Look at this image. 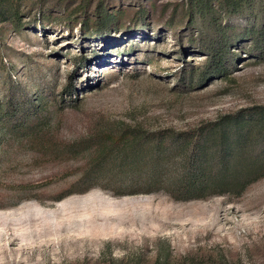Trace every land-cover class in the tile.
Returning a JSON list of instances; mask_svg holds the SVG:
<instances>
[{"label": "rangeland", "instance_id": "374dc122", "mask_svg": "<svg viewBox=\"0 0 264 264\" xmlns=\"http://www.w3.org/2000/svg\"><path fill=\"white\" fill-rule=\"evenodd\" d=\"M11 2L0 264H152L167 248L173 264H264V126L239 140L263 161L242 191L186 199L167 183L203 135L264 108V0ZM97 14L108 25L87 38ZM133 129L144 140L96 164L89 137Z\"/></svg>", "mask_w": 264, "mask_h": 264}, {"label": "trees", "instance_id": "16d2710c", "mask_svg": "<svg viewBox=\"0 0 264 264\" xmlns=\"http://www.w3.org/2000/svg\"><path fill=\"white\" fill-rule=\"evenodd\" d=\"M11 1L12 0H0V15H12ZM97 15H95V17ZM99 17L100 15L96 17L98 21V28H96V30L91 28L89 21H82L81 25L84 33H89V30L92 29V32L89 33L87 38L93 37L94 35L98 36V34L101 35V32H103L108 25L110 16H107L105 19H99ZM209 57H211L213 61L211 65L216 67L214 56L209 53ZM219 71L218 68L215 69L216 73ZM250 126H252V128L264 126V108H260L257 111V118L252 117L245 120L243 117L239 118L236 116L231 118L230 123H227V130L223 128V130H218V132H209L203 135L200 141L196 143L193 150L185 155L182 172L175 175L171 180H168L167 183H169L170 189L177 193H179L178 191H183L186 193V199L203 198L207 195L229 191H242L247 183L253 179V176L261 170L263 163L262 159L259 157H244V146L239 140L241 136H243L242 132L245 128ZM89 139L91 141L90 147L98 146V153L101 154V156H98V153L94 155L97 165L100 160L108 154L107 152L114 148L120 146L132 148L135 144L137 145L138 142L144 140L139 129H133L131 131L125 130L119 135L99 131L94 136L89 137ZM177 141H180L177 145L178 149L186 145L183 140ZM155 143L157 144V142ZM210 146H212V152L210 151ZM146 178L149 177L146 176ZM89 188L90 187H87L80 193L85 192ZM165 251L166 254L164 256H157L152 264H173L169 257V249L167 248ZM130 264H141V262L137 260L130 262ZM182 264L193 263L184 260Z\"/></svg>", "mask_w": 264, "mask_h": 264}]
</instances>
